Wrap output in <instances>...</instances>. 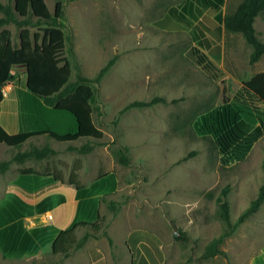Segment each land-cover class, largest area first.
Returning <instances> with one entry per match:
<instances>
[{
    "label": "rangeland",
    "instance_id": "obj_1",
    "mask_svg": "<svg viewBox=\"0 0 264 264\" xmlns=\"http://www.w3.org/2000/svg\"><path fill=\"white\" fill-rule=\"evenodd\" d=\"M56 1L63 5L70 82L78 77L93 81L114 60L94 85L91 105L103 138L58 143L44 135L20 148L0 145V165L6 164L0 171V209L17 196L43 211L39 216L45 219L36 228L28 226L27 218L14 228L0 227V264H87L89 258L120 264L128 258V248L139 261L144 256L152 264H264V203L231 230L264 185V135L245 161L221 167L212 139L196 131L202 116L264 72V56L251 64L252 47L222 25L224 15L242 0L217 3L214 20L222 36L218 66L224 73L220 81L186 59L197 47L188 32L156 27L172 10L187 14L183 11L199 7L191 0H39L31 2L26 18L15 14L13 0H0L16 21L0 31L9 30L17 47L20 26L27 24L31 33L49 26L39 17L44 12L52 16ZM261 21L255 25L260 30ZM25 84L24 67H16L0 86L3 99L9 100L12 91L13 99L25 102L19 107L24 130L75 132L70 114L44 106ZM154 98L165 103L128 107ZM11 110L15 112L16 103ZM1 124L5 130L6 122ZM29 169L61 181L22 175ZM72 174L84 188L80 193L68 182ZM218 199L228 202V224L218 214ZM98 219L103 220L99 233L76 229L77 240L83 242L80 249H71L68 258L53 255L51 245L59 230ZM227 232L218 247L222 254L203 259L206 247ZM12 250L20 255L13 256Z\"/></svg>",
    "mask_w": 264,
    "mask_h": 264
},
{
    "label": "trees",
    "instance_id": "obj_2",
    "mask_svg": "<svg viewBox=\"0 0 264 264\" xmlns=\"http://www.w3.org/2000/svg\"><path fill=\"white\" fill-rule=\"evenodd\" d=\"M13 1L15 14L20 18H26L31 2L39 0ZM191 1L199 7L194 10H184L183 12L187 14L172 10L156 22V27L169 32H188L197 47L187 52L186 59L211 80L220 81L224 78V73L218 66L220 51L217 44L222 36L220 26L214 17L218 14L217 5L221 2ZM0 13L4 16L0 19V27L9 22L16 24L9 7L1 2ZM43 15L39 19L44 22L49 21L51 24L45 28L37 27V31L31 33L27 24L23 23L20 26L17 47L13 45L9 30L0 31V71L4 73V76H0V86H3L7 74L13 68L24 67L26 90L53 111L70 114L75 120L77 129L75 133L57 130L9 135L0 124V145L20 148L29 139L44 135L58 143H72L79 139L100 140L103 138V133L96 128L92 118L94 85L101 80L114 60H110L93 81L78 77L74 83H71L72 65L64 56L66 35L62 3L56 1L52 16L45 14L48 18H44ZM262 16H264V0H242L237 9L233 13L224 15L222 20L226 32L241 34L246 43L252 47L251 64L264 56V43L260 41V34L254 27L255 21ZM2 101L3 94L0 92V105ZM158 102L165 103L163 99L154 98L149 102H134L128 107H150ZM196 131L199 135L209 136L212 139L221 167H229L245 161L255 143L264 135V72L243 82L231 98L224 99L222 105L202 116L196 124ZM5 166L6 164H1L0 171L4 170ZM22 175L52 177L55 181H61L54 174L41 175L31 169L22 171ZM68 182L76 192L83 191L84 188L75 174L70 176ZM262 203H264V185L231 230L257 211ZM41 214L43 211L39 212L19 197L11 196L0 209V227L14 228L23 218ZM218 214L223 221L229 223V206L225 199H218ZM98 220L100 221L96 223L78 222L69 229L59 231L51 245L53 255L66 257L71 249H80L83 242L77 240L76 229L88 227L93 233H99L102 230L103 220ZM227 236H229L228 232L213 240L206 247L202 258L209 259L221 255L218 247Z\"/></svg>",
    "mask_w": 264,
    "mask_h": 264
},
{
    "label": "crops",
    "instance_id": "obj_3",
    "mask_svg": "<svg viewBox=\"0 0 264 264\" xmlns=\"http://www.w3.org/2000/svg\"><path fill=\"white\" fill-rule=\"evenodd\" d=\"M210 1H212L213 3L214 2H218V1H220V0H210ZM230 0H223V2H224V6H226L227 4H228V2H229ZM260 19H264V17H262V18H260ZM260 19L258 18L256 21H255V23H254V27H255V25H257L258 24V22L260 21ZM261 22H264V21H261ZM255 30L257 31V33H259L260 34V38H262V37H264V27H262V30H260V29H257L256 27H255ZM9 100H6V98L5 99H3V101H2V103H1V105H0V124H1V122L4 120L5 122H6V126H5V131H7V133L9 134V135H16V134H18V133H22V132H41V131H46V132H49V131H54V129L52 130V129H49V130H47V129H38V130H24V127H23V124L21 123V119H20V115H21V112H20V104H22L21 102H23V103H25L24 101H20V100H18V99H13V94H12V91H11V93L9 94ZM32 100V99H34V97H30V98H26V100ZM37 100V99H36ZM40 101V100H39ZM41 102V104H43L42 103V101H40ZM15 103H16V110H15V112H13L11 109L12 108H14V106H15ZM44 105V104H43ZM45 106V105H44ZM11 108V109H10ZM11 119L14 121V124L13 123H11ZM76 124V123H75ZM2 125V124H1ZM43 126H44V124H42ZM41 125V126H42ZM58 125H60V124H58ZM77 129V128H76ZM75 132H76V130H75ZM75 132H67V133H75ZM79 193V192H78ZM42 217H44V216H39V215H36V216H34V217H30V218H27V222H28V226H31V228H36V227H39L41 224L39 223L40 221H44L45 219H41ZM33 219V221H31ZM30 220V221H29ZM31 222H35L34 224H32ZM82 222H84V221H82ZM36 223L38 224V225H36ZM88 223V222H87ZM41 230V229H40ZM62 230V229H61ZM61 230H59V231H61ZM34 231H39V230H33V232ZM75 234H76V231H75ZM57 235V234H56ZM56 237V236H55ZM54 237V238H55ZM76 237H77V235H76ZM54 238H53V240H54ZM53 242V241H52ZM11 252H13L12 253V255L13 256H15V255H20V251L19 250H17V251H14V250H12ZM128 252H129V256H128V258H121V260H119V262L118 263H120V264H152V262H151V260L149 259V258H145L144 256H142L141 257V260L139 261L135 256H132L131 254H130V250H129V248H128ZM69 257V256H68ZM68 257H65V258H68ZM73 260V259H72ZM71 260V261H72ZM77 260V259H76ZM105 260L104 259H102V258H100V259H96V258H93V259H88V262H87V264H104L105 262H104Z\"/></svg>",
    "mask_w": 264,
    "mask_h": 264
},
{
    "label": "water",
    "instance_id": "obj_4",
    "mask_svg": "<svg viewBox=\"0 0 264 264\" xmlns=\"http://www.w3.org/2000/svg\"><path fill=\"white\" fill-rule=\"evenodd\" d=\"M15 70V69H14Z\"/></svg>",
    "mask_w": 264,
    "mask_h": 264
}]
</instances>
